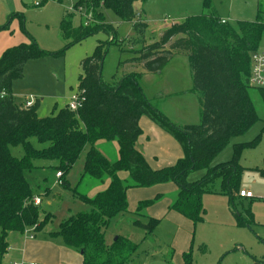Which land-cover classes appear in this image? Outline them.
Wrapping results in <instances>:
<instances>
[{
    "label": "trees",
    "instance_id": "16d2710c",
    "mask_svg": "<svg viewBox=\"0 0 264 264\" xmlns=\"http://www.w3.org/2000/svg\"><path fill=\"white\" fill-rule=\"evenodd\" d=\"M148 0H78L74 10L84 4V15L91 14L88 23L75 25L76 12L63 15L60 22L62 49L52 51L40 46L31 36L29 42L8 47L0 57V258L9 251L8 237L12 232L45 235L60 238L82 256V264H130L140 243L125 235H118L107 243L106 231L112 220L129 212L128 191L131 188H149L157 184L174 182L178 186L170 211H176L195 225L204 221L205 193L228 194L234 203L240 196L241 181L246 168L241 156L246 147H256L264 132L250 142L234 145L233 157L226 162L212 165L214 158L226 147L232 137L244 134L260 120L259 104L264 109V88L251 83L252 54L261 48L264 37V0H257V16L253 21L241 20L237 26L222 22L212 0H204V12L185 18L182 23L170 26L159 41L146 44L133 59L146 72L163 71L170 63L173 53L183 52L189 57L193 70V85L199 102L200 123L180 124L174 122L157 103L150 99L140 84L144 72L126 73L116 81H106L103 65L112 44H119L118 30L107 21L105 9L113 10L125 22H133L139 36H143L147 23L139 20L135 4ZM24 24L25 17L11 12L0 30L9 29L15 18ZM106 32L112 41L101 42L94 53L82 61L78 90L85 97L78 110L67 106L58 113L40 116V103L24 108L14 96V82L24 77L28 62L47 56L61 57L68 49L99 32ZM146 116L168 132L182 147L184 155L170 166L154 169L136 143L143 133L141 117ZM37 138L47 144L37 148L32 143ZM116 141L119 158L109 159L98 147L99 140ZM89 145L84 171L78 184L73 187L68 178L73 166ZM22 146L24 155L16 157L11 148ZM36 160L57 161L48 168L37 166ZM264 163V162H263ZM264 165V164H263ZM61 171L60 184L75 193L87 204L85 208L62 221L58 230L48 229L54 214H42L41 205L35 204L34 171H41L42 179L48 181L46 171ZM204 175L190 181L195 171ZM129 176L121 179L119 172ZM264 174V166L260 169ZM31 173V174H30ZM31 176H30V175ZM39 176V175H38ZM40 177V176H39ZM35 179V178H34ZM104 190L89 196V192L107 182ZM220 181V190L216 188ZM35 184V185H34ZM86 188V190H83ZM51 187H45L50 194ZM236 193V195H235ZM164 197L141 200L135 214L149 221L137 220L147 234L154 235L161 219L146 216L143 210ZM241 197V196H240ZM246 216L236 213L239 226L255 223L251 207ZM206 245H200L205 252ZM174 254L172 251L171 256ZM184 264H193L194 253L183 252ZM168 264H176L172 260ZM254 264H264V258H254Z\"/></svg>",
    "mask_w": 264,
    "mask_h": 264
},
{
    "label": "rangeland",
    "instance_id": "374dc122",
    "mask_svg": "<svg viewBox=\"0 0 264 264\" xmlns=\"http://www.w3.org/2000/svg\"><path fill=\"white\" fill-rule=\"evenodd\" d=\"M37 1L42 2V4L36 5ZM77 1L0 0V16L3 12L7 15L10 12L20 13L25 17L24 24L17 17L12 21L10 28L5 30H9L12 37L22 35L29 41L32 36L41 47L57 51L62 49L66 43L60 32V22L64 14L76 12L75 25L88 21V16L84 15L86 10L84 4L76 11L74 10ZM212 1L219 15L229 19V22L235 26L241 20L253 21L256 19L257 0ZM203 2L204 0H148L146 3L148 6L147 17L143 11H137L141 13L139 20L147 23L146 31L142 37L135 31L133 22L122 21L113 10L105 9L107 21L118 30L120 43L112 44L106 54L103 65L104 79L112 82L126 73L144 72L140 80L142 88L150 99L161 97L157 99V103L169 118L180 124L200 123L197 95L187 93V90L193 85V70L186 53L175 51L170 63L162 72H146L141 65L129 60L137 56L136 52L146 44L159 41L162 34L170 26L182 23L188 16L202 14L204 12ZM143 4L137 2L135 4L136 10H140ZM145 8L147 7L145 6ZM166 18L168 20H165ZM112 39L111 36L102 31L77 43L61 57L47 56L30 61L25 66L24 77L14 82L16 101L20 103L29 95H37L42 98V100L40 99V116L58 113L60 108L68 104L70 98L79 91L78 84L80 75L83 74L81 66L83 59L91 56L98 44L112 41ZM261 44V47L264 48V37ZM258 114L260 120L244 134L232 137L229 144L214 158L212 165L229 161L233 157L236 143L250 142L261 133L264 127V109L261 104H259ZM171 138L174 147L170 149L169 157L164 155L160 159L159 164L162 167L173 165L181 158H178L176 154L182 153V148L173 137ZM31 140L37 148L47 146V144L40 143L37 138ZM97 147L100 150L101 148L106 149L101 145H97ZM89 148L90 146L87 145L68 175L73 187L78 184L84 171L85 157ZM11 151L16 157L24 155L22 146L12 147ZM108 153L109 159L119 158L116 157L115 153ZM263 162L264 132L260 143L256 147H246L241 156V164L246 168L241 187L252 189L255 195L253 199L236 197L232 203L228 194L205 193L203 204L206 213L203 222L196 225L193 223V227L188 229L180 228L179 224L165 219L156 227L155 237L147 234V230L136 224L137 220H146L147 217L132 213L129 203V212L114 218L107 229V243L111 244L118 235H125L140 243V248L133 255L130 264H168L167 261L171 260L172 251L186 252L191 249L194 253L193 264H254V258L262 259L264 257V174L260 171L264 166ZM35 164L48 168L49 164H58V162L36 160ZM34 173L37 175L34 176L33 182L38 184H34L35 190L40 192L43 197L42 214H54L48 229L58 230L60 223L66 220L69 214L74 215L89 207L76 197L73 191L67 190L57 183V179H59L56 177L57 172L47 170L48 181L42 179L41 171H34ZM204 173L203 170L195 171L190 174L189 180L196 181ZM47 185L51 187L50 194L45 193ZM216 188L220 190V181H217ZM175 193L163 195L170 197L172 202ZM150 206L143 210L146 216H149L147 210ZM249 207L254 214L255 223L251 224V227L239 226L235 214L242 213L246 216V210ZM147 221L149 220L147 219ZM177 233L179 234L177 235ZM30 235L31 233L25 234L26 240H30L26 244L21 233H10L8 241L10 246L13 245L14 248L13 250L10 249L3 258H0V264H15L22 261L36 264H42L43 261L45 264H82L81 254L77 250L67 247L60 238L57 240L35 238L40 240L39 242H44L43 249H50V253L41 251L38 255L37 252H34L33 239ZM202 244L207 247L205 252L200 250ZM23 251L25 258H22ZM51 251H56L58 256L52 258ZM65 252H68V255H65Z\"/></svg>",
    "mask_w": 264,
    "mask_h": 264
},
{
    "label": "crops",
    "instance_id": "0c3cea01",
    "mask_svg": "<svg viewBox=\"0 0 264 264\" xmlns=\"http://www.w3.org/2000/svg\"><path fill=\"white\" fill-rule=\"evenodd\" d=\"M146 3H148V1ZM146 3L143 4V7H141L140 10L137 9V11H140V12L143 11L145 13L144 15L147 17L148 6ZM145 6L147 8H145ZM7 16H9V15H7V13H5V12L2 13V15L0 16V24H4V22L7 20ZM222 18L229 21V19H227V18H224V17H222ZM9 32H10L9 30H0V57H1L2 53L8 47H11L13 45H17V44L22 43V42H29V40L26 39L24 36L17 35V36L12 37L11 34H9ZM261 46H262V44H261ZM28 63H27V65H28ZM191 88L187 90V93L188 94L191 93V94L196 95L195 93L190 92ZM14 96H15V94H14ZM29 96H31V95H29ZM29 96H27L25 98V100L23 102H20L19 104L22 106L24 104V102L26 101V99L29 98ZM33 96H35V95H33ZM35 97L37 99L36 102L40 103L42 98H39L37 95ZM40 106H39V108H40ZM65 106H67V104H65ZM38 113H39V110H38ZM139 123H140L141 128L143 129V133L139 136V138L137 140V143H136L137 149H139L143 153V155L145 156L146 160L148 161V163L151 165L152 168H154V169L162 168V165L159 164L160 159L164 155L169 157V151L171 148L174 147L173 141L171 138L172 136L146 116L141 117ZM96 145H101V146L106 147V149L101 148V151L107 157H109L108 152H110V154L115 153L116 157H119V144L116 141L108 142V141L102 139V140H99ZM183 155H184L183 149H182V153L176 154V156L178 158L182 157ZM119 176L121 179H126L129 176V172L121 171V172H119ZM109 184H110V179L107 180V182L105 184L92 189L89 192V196H94L97 192L106 189ZM242 189L250 190L253 192L252 189L247 188V187H240V190H242ZM177 190H178V186L173 182L161 183V184H157V185H154L152 187H149V188H131L128 191V201L130 203V207H129L130 211L132 213H134L137 209L136 208L137 203L142 199L153 198L158 193H162L165 195L173 194ZM237 194H238V192H237ZM253 194H254V192H253ZM38 196H41L42 203H43L42 195L40 194ZM254 196L249 197V198L253 199ZM238 197L239 198H248V197H240V196H238ZM166 198H169V199H166ZM170 203H171V198L166 196L161 201H159L158 203L150 206L148 208L147 212L149 213V216H151L153 218L161 219V221H163L165 219L171 220V221L179 224L180 228L191 229L193 227V222L191 220H189L188 218H186L185 216L179 214L176 211H170L169 210ZM69 216H70V214H69ZM27 233L28 232L21 233L22 237L24 236L23 239L26 241V244L28 242H30V240H26L27 238H26L25 234H27ZM178 234L179 233H177V235ZM153 236L155 237L156 234L154 233ZM35 238H40V239H45V240H57V239H54L51 237H47L45 235H36V237H31V239H33L32 245H33L34 252H37L38 255L41 253V251H45L47 253H50V249H46V250L43 249L44 242H39L40 240L35 239ZM10 247L11 248H9V251H10V249L13 250L14 246L11 245ZM183 252L184 251L178 252L176 250L175 254L170 256V259L171 260L173 259L172 261L174 263L184 264V259H183V255H182ZM22 255H23L22 258H25L24 251L22 252ZM51 255H52V258H56L58 256V253L56 251H51ZM65 255H68V252H65ZM81 259H82V256H81ZM42 264H45V262L43 261Z\"/></svg>",
    "mask_w": 264,
    "mask_h": 264
},
{
    "label": "built area",
    "instance_id": "2783aa9c",
    "mask_svg": "<svg viewBox=\"0 0 264 264\" xmlns=\"http://www.w3.org/2000/svg\"><path fill=\"white\" fill-rule=\"evenodd\" d=\"M43 1V0H42ZM42 2L37 1L36 5H41ZM138 17L141 16V13L137 12ZM88 21H84L85 23H88L91 20V14L88 15ZM140 19V18H139ZM165 20H168L167 18ZM227 20L223 19L222 22H226ZM251 83L256 87H262L264 88V48L261 47L257 51H255L252 54V73H251ZM37 99L35 96L31 95L29 98L26 99L22 107L28 108L33 106L36 103ZM85 103V97L81 95V93L78 91L76 94L70 98L67 107L72 110H78L81 108ZM62 176V172L58 171L56 173V177L60 178ZM57 183H61L59 179L57 180ZM241 197H253L254 194L250 190L242 189L238 193ZM35 204L40 205L42 203L41 196H35L34 197ZM30 237H34L33 234L30 235ZM15 264H36L34 262H16Z\"/></svg>",
    "mask_w": 264,
    "mask_h": 264
},
{
    "label": "water",
    "instance_id": "95a60500",
    "mask_svg": "<svg viewBox=\"0 0 264 264\" xmlns=\"http://www.w3.org/2000/svg\"><path fill=\"white\" fill-rule=\"evenodd\" d=\"M116 239V238H115Z\"/></svg>",
    "mask_w": 264,
    "mask_h": 264
}]
</instances>
